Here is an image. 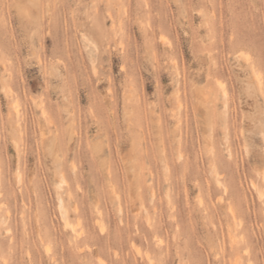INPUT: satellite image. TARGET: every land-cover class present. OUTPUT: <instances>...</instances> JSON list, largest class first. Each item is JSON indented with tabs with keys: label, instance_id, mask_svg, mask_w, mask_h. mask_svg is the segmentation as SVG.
Returning <instances> with one entry per match:
<instances>
[{
	"label": "rangeland",
	"instance_id": "obj_1",
	"mask_svg": "<svg viewBox=\"0 0 264 264\" xmlns=\"http://www.w3.org/2000/svg\"><path fill=\"white\" fill-rule=\"evenodd\" d=\"M0 264H264V0H0Z\"/></svg>",
	"mask_w": 264,
	"mask_h": 264
},
{
	"label": "bare ground",
	"instance_id": "obj_2",
	"mask_svg": "<svg viewBox=\"0 0 264 264\" xmlns=\"http://www.w3.org/2000/svg\"><path fill=\"white\" fill-rule=\"evenodd\" d=\"M84 45L89 51L90 56L94 59L96 55V46L90 39H84ZM254 72V71H253ZM257 77V76H256ZM258 79V78H257ZM259 80V79H258ZM261 84V83H260ZM62 203V202H61ZM63 206V205H62ZM63 208V207H62ZM73 230V229H72ZM139 250V249H138ZM140 253V252H139Z\"/></svg>",
	"mask_w": 264,
	"mask_h": 264
}]
</instances>
